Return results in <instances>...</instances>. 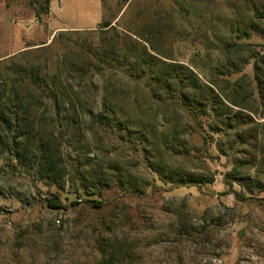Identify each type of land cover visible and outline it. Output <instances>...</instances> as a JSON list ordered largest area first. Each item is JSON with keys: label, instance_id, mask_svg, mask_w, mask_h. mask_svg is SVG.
<instances>
[{"label": "rangeland", "instance_id": "obj_1", "mask_svg": "<svg viewBox=\"0 0 264 264\" xmlns=\"http://www.w3.org/2000/svg\"><path fill=\"white\" fill-rule=\"evenodd\" d=\"M32 1L0 3L29 25ZM101 17L27 42L62 176L36 140L0 149V264H264V0H103V16L75 0L52 18Z\"/></svg>", "mask_w": 264, "mask_h": 264}, {"label": "trees", "instance_id": "obj_2", "mask_svg": "<svg viewBox=\"0 0 264 264\" xmlns=\"http://www.w3.org/2000/svg\"><path fill=\"white\" fill-rule=\"evenodd\" d=\"M50 0H34L30 5L38 11L41 8L42 13L48 11ZM106 25L109 24L102 23ZM37 49H25L12 57L0 60V149L15 154L18 159H21L23 153V140H36L39 148L40 167L46 174L45 178L57 180L61 174V164L59 157L53 149L52 135L38 128L36 123V112L33 108H39L35 102L28 100L29 97L36 98L41 93L56 101V95L50 93L46 89L45 80L41 77V66L38 63V58L33 59ZM8 66H7V65ZM12 69H17V76L20 78L22 86L18 90L13 84L9 83L8 75ZM54 97V98H53ZM72 104V100H70ZM60 102L58 103V105ZM13 109V110H12ZM96 207H101L102 202L93 201ZM51 207H62V202L59 197L50 201Z\"/></svg>", "mask_w": 264, "mask_h": 264}, {"label": "crops", "instance_id": "obj_3", "mask_svg": "<svg viewBox=\"0 0 264 264\" xmlns=\"http://www.w3.org/2000/svg\"><path fill=\"white\" fill-rule=\"evenodd\" d=\"M69 1L74 2L75 0H50L48 11L41 14V19H37L29 25L17 22L12 8L0 3V60L7 59L24 51L28 48L27 45L29 43L27 42H32L30 46H44L51 42L59 32L83 31L100 26L102 17L93 26H90L87 20L74 26H60L54 23L52 18L54 8L59 9L63 4L67 6ZM101 4L103 16V0H101ZM36 37L40 38V41L34 40Z\"/></svg>", "mask_w": 264, "mask_h": 264}]
</instances>
